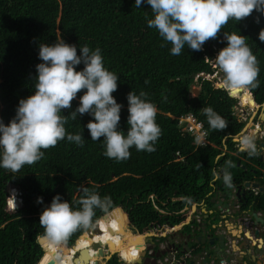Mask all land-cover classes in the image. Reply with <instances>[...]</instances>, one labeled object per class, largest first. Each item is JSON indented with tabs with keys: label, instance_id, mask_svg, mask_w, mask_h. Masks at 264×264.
I'll use <instances>...</instances> for the list:
<instances>
[{
	"label": "trees",
	"instance_id": "trees-1",
	"mask_svg": "<svg viewBox=\"0 0 264 264\" xmlns=\"http://www.w3.org/2000/svg\"><path fill=\"white\" fill-rule=\"evenodd\" d=\"M151 16L150 5L142 3L137 8L134 0H0V118L5 123L15 115L19 99L35 91L39 44L54 42L59 32L66 42L77 44L78 54L79 45L99 47L105 66L118 74V87L112 94L123 105L121 128L127 129V93L133 90L145 92V98L156 104L155 119L161 129L154 151H138L133 146L127 159L117 161L103 154V137L91 140L86 124L92 116L84 113L73 119L69 115L66 132H80L83 144L65 138L42 149L39 160L16 172L0 168V264H79L82 258L89 263L93 249L105 263L97 244L100 239L108 243L109 234L124 232L125 227L143 234L150 225H163L166 219L178 224L185 215L177 212L187 199L202 203L213 185L230 187L223 180L225 167L231 179L241 172L236 163L242 160L229 154L218 156L224 141L233 149L232 137L244 127L233 108L241 99L252 102L250 95L241 92L244 89L219 88L202 75L219 73L210 59L226 45L224 32L240 31L259 66L258 83L248 89L255 102L263 104L264 41L259 40L258 32L264 27V15L253 9L239 21L230 18L201 50L185 45L179 55H172L170 42L147 25ZM82 67L83 63L77 70ZM195 84L200 90L192 96ZM83 91L72 100L71 108L62 109L65 115L75 109ZM206 106L225 119L226 127L209 126L203 112ZM189 116L203 124L210 145L197 147L195 137L178 126L179 118ZM241 154L249 156L244 151ZM82 187L107 195L110 206L97 208L89 225L71 232L60 240L61 245L47 239L44 255L38 242L44 231L39 224L43 207L57 193L79 207L76 201L83 194ZM13 195H20L24 206L9 203ZM37 197H43V202L38 203ZM66 246L70 247L64 249ZM121 263V256L115 255L107 264Z\"/></svg>",
	"mask_w": 264,
	"mask_h": 264
},
{
	"label": "clouds",
	"instance_id": "clouds-1",
	"mask_svg": "<svg viewBox=\"0 0 264 264\" xmlns=\"http://www.w3.org/2000/svg\"><path fill=\"white\" fill-rule=\"evenodd\" d=\"M142 3L151 7L152 16L147 19V25L154 27L164 41L170 42L169 51L172 55H179L185 45L193 50H201L204 42L215 38L230 18L239 21L251 14L253 9L264 15V0H134L137 8ZM256 20L259 22V17ZM245 37L240 31L224 32L226 45L219 49L215 58L205 57L223 74L219 88L245 89L255 87L258 83V61L245 42ZM258 38L264 41V27L258 32ZM77 48V44L66 42L59 32L54 42L39 44L38 56L41 62L35 66V91L19 99L15 115L8 123L0 118V168L16 172L23 165L39 160L44 155L42 149L55 146L65 138L77 145L83 144L82 134L66 132L65 123L69 115L75 119L78 114L84 113L93 117L86 124L91 140L103 137L101 141L105 156L120 161L130 156V148L133 146L138 151L155 150V142L161 134L155 119L156 104L146 99L143 91L138 94L133 90L129 91L127 129L121 128L120 114L123 105L112 94L118 87V74L105 66L99 47L79 45V54ZM210 51L212 54L213 50ZM81 63L83 67L77 70ZM202 77L213 80L214 83L217 79V75L205 74ZM82 89L84 91L79 96L78 105L65 115L62 109L71 108L72 100ZM203 112L211 128L226 127L225 119L211 106L204 107ZM245 134L239 140V147L247 151L248 155H254L257 151L255 137ZM196 139L199 142L200 138ZM225 164L229 165L230 161ZM223 180L225 184L231 183V173L227 167L223 170ZM80 191L83 194L76 201L79 207L62 199L59 193L43 207L39 224L44 231L38 242L40 239H48L61 245L60 240L71 232L89 225L97 208L107 210L111 204L107 195L101 196L88 187H82ZM37 202L42 203L43 197H37ZM9 203L19 208L24 206L20 195H13ZM237 206L239 212L241 209ZM94 228L98 226L88 229ZM148 232L146 230L143 235ZM44 243L39 242L45 255ZM107 245L109 248V244L104 243V247ZM115 255H120L125 264L126 259L118 252L110 253L104 264ZM126 263L135 264V261Z\"/></svg>",
	"mask_w": 264,
	"mask_h": 264
},
{
	"label": "flooded vegetation",
	"instance_id": "flooded-vegetation-1",
	"mask_svg": "<svg viewBox=\"0 0 264 264\" xmlns=\"http://www.w3.org/2000/svg\"><path fill=\"white\" fill-rule=\"evenodd\" d=\"M241 92H247L250 95L251 101L249 102L251 105H254L253 107H251V110H249V105L246 104L245 106L241 105L240 100H238V102L236 103V105L233 108V114L238 118V120L244 124V127L248 125V128L246 130L245 133H247L248 135H253L254 137H257L258 133L260 134V132H258V128L257 127V123L263 127V132H264V119L261 116L264 113V107L260 108L256 106V102H255V97L254 94L247 88L244 89V91ZM248 105V106H247ZM261 105V104H260ZM258 108L257 113L254 117H252L253 112L255 111V109ZM249 124L251 126H249ZM241 130V132L232 137V143H234V145L232 146L233 149L230 148V142L229 144L226 143V141L223 142V145L219 148L220 150V154L218 156V158L223 157L227 154L234 156V157H238L239 160H242L241 162H238L240 165V173L239 175H237V177L232 178L231 179V185L234 184L233 180L236 179V183H245L247 180L250 181L251 184H253L254 182L258 181V179L255 177V175L253 174V170L255 169V164H257L254 160H252L253 155H251V158H249V156L247 157L248 159L246 160V157L244 155H242L241 153L243 152V150L240 149L239 147V140L241 138V136L243 135L242 132L244 130ZM257 129V130H256ZM246 135V134H245ZM262 135V133H261ZM238 136V137H237ZM263 137H264V133H263ZM238 138V139H237ZM211 143L209 142V145ZM247 153V151H244ZM243 176H245V179H243ZM238 184V183H237ZM230 185V186H231ZM222 186V185H221ZM221 186H216L213 185V189L212 191L209 193L208 196H206V199L204 200L206 203V206H208V204L212 203V199L216 198L215 203L212 205L214 206L215 204L219 206V208H224V210H227L230 208V202L228 201V199L230 198V195L227 194V196L222 197L223 194H225V191H228L226 189H228L226 186L225 187H221ZM216 188V190H215ZM218 190V191H217ZM249 190V189H247ZM257 192V193H256ZM217 193L219 194L217 197H215L217 195ZM230 193V191H229ZM249 193H252L251 196L246 197L245 201L239 205L240 209L242 211H245V213L242 215L245 218H241L242 221L244 222V226L241 230V232L238 235H233L237 238L232 237L230 240V244H232V240H238L237 245L240 246V244L244 241H247L246 243L250 245V248H257V245L253 246L252 245V239H247L246 234L247 231L249 233H252V237L256 238V239H260V238H264V236H260V237H255V231L258 229L261 235H264V223H262L263 225L259 224L258 226H253V222H254V218H252L253 214H259V215H263L264 213V204L261 205L259 202H257L262 194V192L258 189V188H252V186H250V191ZM234 197V196H233ZM175 201H181V198H173ZM173 200V201H174ZM190 201V202H189ZM248 203L246 204L245 202ZM204 203V204H205ZM201 203H193L191 202L190 199H187L185 205H183L182 209L179 210L180 214H184L185 215V219L182 221H180V223L176 224V225H185V227L183 229H181V233L180 232H176L175 229H173L172 233H169V227L166 226L165 224L161 225V226H157L155 227V225H150V227L147 229L149 230V232H153L154 235H156V239L158 240V243L162 244L165 243L166 241V237H163V233H167V239L171 242V243H175L176 245L180 246V248H177V246L174 245H166L165 247H162L163 251L166 252H174L177 250H186V248H198V250H200V252L204 251V248L206 250L207 253H212V251H210V248L206 245H203V237H200V234H198L197 236H195L194 238H192V236H190L191 234V227L194 226L196 227L197 225H202V221H198L196 220L197 218L195 217L197 210L199 209ZM243 205V206H242ZM186 209V210H185ZM216 209V208H214ZM185 210V212H184ZM162 211V210H160ZM186 213V214H185ZM188 213V214H187ZM236 213V212H235ZM190 214V216H189ZM264 217V216H262ZM194 221V222H193ZM246 221H248V224H246ZM187 222H189V226L187 224ZM173 227L174 224H173ZM128 227H125V233L122 232V229L118 230L117 232H113L110 235V241L108 242L109 244V253L107 254L105 252L104 249V239H100L99 242L97 244L101 245V250L103 252V254H105V259L110 255V253H115L118 252L119 254H121L124 258V260L126 259V261L128 263H131L133 261H135L137 259V255H138V251L140 250V248L142 249L144 247V243L145 241H149V237L147 234H142V235H138V233L134 234V237H130L129 234L126 232ZM148 232V233H149ZM241 236V238H239ZM242 239V240H241ZM173 240V241H172ZM258 243V242H256ZM147 246L150 245V243L148 242L146 244ZM99 245H97L96 248H98ZM93 248H95V246H93ZM205 252V251H204ZM245 252V250H244ZM92 253V263H102L104 264L103 260L104 258L101 256H98L97 253L95 252V250L93 249ZM255 254L254 252L252 253V255ZM256 255V254H255ZM248 254H243L242 255V259L240 258V261L238 260L239 263L243 264L244 262L246 264H254L252 262V259H250L248 257ZM111 260V258H109L107 260V263ZM221 260V259H220ZM225 259H223V264H228L224 261ZM247 260V261H246ZM252 262H251V261ZM255 261H257V259H255ZM82 262L83 264H90L91 262L87 263L85 258H82ZM81 263V262H80ZM123 264V263H122Z\"/></svg>",
	"mask_w": 264,
	"mask_h": 264
},
{
	"label": "water",
	"instance_id": "water-1",
	"mask_svg": "<svg viewBox=\"0 0 264 264\" xmlns=\"http://www.w3.org/2000/svg\"><path fill=\"white\" fill-rule=\"evenodd\" d=\"M195 90L196 89H193L192 91H195ZM196 93L198 95L199 91H196ZM256 106L262 108L264 107V103L262 105L256 104ZM263 116H264V113H263ZM247 128L248 127L246 126L244 127V130L242 132L243 135L245 134ZM257 128L259 129L258 132H260V134L258 133L257 137H255V144L257 147V151L252 157V160H254L257 164H255L256 165L255 169L252 172L255 175V177L258 179V181L251 184L250 181L247 180L245 183L237 182L238 184H235L236 182V179H235L233 180L234 184L232 185L230 184L231 186L228 189H226L228 191H225V194L222 195V197H225L227 196V194H229L230 198L234 196L241 204L245 201L246 197L251 196L252 193H249L250 186H252V188H258L262 193H264V137L261 135V133H263V127L258 126ZM249 158H251L250 155H249ZM247 159L248 158H246V160ZM239 165L240 164L238 163V166ZM243 179H245V176H243ZM218 195L219 194L217 193L215 197H217ZM212 203L214 204L215 200L214 201L212 200ZM245 203L247 204L248 201ZM214 206L215 208L219 210V212L224 211V208L222 207L219 208L218 204L217 205L215 204ZM239 212H240V215L237 214L236 218H239V217L245 218L244 216H242L245 213V211L240 210ZM262 216H264V213L263 215H259L258 213L257 214L255 213L252 215V218H254L253 226H258L259 224L263 225L262 223H264V217ZM187 224L189 226V222H187ZM165 225L169 227V233H172L173 229H175L176 232L181 233V229L185 227L184 224L181 226L174 224L175 227H173V224L167 219L165 221ZM157 226H161V225H155V227ZM205 226H207V223L205 224ZM201 227L202 225H197L196 227L192 226L191 231H190L191 232L190 236L194 238L195 236L200 234V237H203L204 239L202 243L203 245H206L208 247L209 246L216 247V248H213L212 253L210 254L207 253L205 248H204L205 252L204 251L200 252L198 248L192 249L189 247L186 248V250L178 251V253H177V250L174 252H166L162 250L163 249L162 247H165L166 245L169 246L171 243L167 239L168 234L163 233V237L164 238L166 237V241L165 243L160 244L158 243V240L156 239V235H154L153 232H149L147 233L149 237V241H145L144 247L141 250H139V256L135 260V264H223V259H225L224 261L228 264H237L239 259L236 258L235 256L233 257L232 255H230V245H231L230 240L232 237L234 238H237V237L232 236L231 234H227L226 231H223L221 236L216 235V234H213V235L206 234L204 236V233L203 232L201 233L202 231ZM90 230L91 229H88L87 231H90ZM260 236H264V235H261L259 230L257 229L255 231V237L258 238ZM241 237L243 236L240 235L239 238ZM46 240L47 239H40L39 242L40 244H43ZM148 242L150 243V245L147 246L146 244ZM242 243L240 244V251L244 252L245 250V254H248L250 245L247 244L246 241L244 242L243 245ZM171 245H174V246H177V248H180V246L176 245L175 243H171ZM256 249L258 248L253 247L251 253L254 252L255 254H258V252L255 251ZM260 251L263 252L264 250H260ZM248 255H250V253ZM126 262L125 264H127ZM51 264L53 263L51 262Z\"/></svg>",
	"mask_w": 264,
	"mask_h": 264
},
{
	"label": "crops",
	"instance_id": "crops-1",
	"mask_svg": "<svg viewBox=\"0 0 264 264\" xmlns=\"http://www.w3.org/2000/svg\"><path fill=\"white\" fill-rule=\"evenodd\" d=\"M251 106L253 107L254 105H251ZM257 110H258V108L255 109L252 117H254L256 115ZM261 116L263 117V114ZM263 119H264V117H263ZM259 125H260V123L259 124L257 123V127ZM263 133H262V136H263ZM212 200L214 201L216 199L213 198ZM228 201L230 202V205H229L230 208L227 210H224L222 212H219V210L217 208L214 209L215 206H213L212 203L208 204V206H206L205 201H203L200 204L199 209L197 210L195 217L197 218L196 220L202 221L201 233L203 232L204 236L206 234H211V235L216 234V235L221 236L223 231H226L227 234H233V235L239 236V233L241 232V230L243 228V221H242L241 217L236 218V216H237V214L240 215V212H238V210H237L238 209L237 205H241V203L235 197L229 198ZM257 202H259L261 205L264 204V193L261 194V196ZM185 210H184V212H185ZM234 212H236L237 214ZM189 216H190V214H189ZM206 223H207V226H205ZM245 234H246L247 239H252V245L253 246L257 245V248H258L255 250L258 252V254H256V255L255 254L252 255V253H251L253 248H250L248 250V254L250 253V255L248 257L250 259H252V261H254V262H252L251 260L250 261L254 264H264V251L263 252L260 251V250H264L263 249L264 248V238L256 239V238L252 237L251 236L252 233H249L248 231ZM242 241H243V243H242V245H243L245 241L244 240H242ZM256 242H258V243H256ZM237 243H238V240H232V244L230 245V255H232L233 257L235 256L236 258H238L240 260V258L242 259V255L245 254V252L240 251V246H238ZM213 248H216V247L211 246L210 251H212ZM255 259H257V261H255ZM237 264H241V263L237 262ZM243 264H246V263L244 262Z\"/></svg>",
	"mask_w": 264,
	"mask_h": 264
},
{
	"label": "built area",
	"instance_id": "built-area-1",
	"mask_svg": "<svg viewBox=\"0 0 264 264\" xmlns=\"http://www.w3.org/2000/svg\"><path fill=\"white\" fill-rule=\"evenodd\" d=\"M178 126L179 127H184L185 131L195 137V141L198 146H207L209 145L208 141V133L203 127V124L196 121L195 118L192 116L186 117V118H179L178 120ZM197 137H199V142H197ZM257 193V192H256ZM246 224H248V221H246ZM105 252L108 254L109 253V248L108 245L104 247ZM90 264H96V263H90Z\"/></svg>",
	"mask_w": 264,
	"mask_h": 264
},
{
	"label": "rangeland",
	"instance_id": "rangeland-1",
	"mask_svg": "<svg viewBox=\"0 0 264 264\" xmlns=\"http://www.w3.org/2000/svg\"><path fill=\"white\" fill-rule=\"evenodd\" d=\"M222 77H223V74L219 71V73L217 74V79L215 80V83H214V85H216V86H218L219 87V85H220V82H221V80H222ZM193 89H196L195 91H192V96H196L197 95V93H196V91H199L200 90V86L199 85H197V84H195L194 86H193ZM240 102H243V101H240ZM246 103H249V102H246ZM250 104V103H249ZM248 106V105H247ZM249 110H251V105H249ZM248 127V126H247ZM238 137V136H237ZM238 139V138H237ZM238 158V157H237ZM236 166L237 167H239L238 166V162L236 163ZM239 168H241V167H239ZM112 253V252H111ZM79 264H83V262H81V263H79Z\"/></svg>",
	"mask_w": 264,
	"mask_h": 264
},
{
	"label": "bare ground",
	"instance_id": "bare-ground-1",
	"mask_svg": "<svg viewBox=\"0 0 264 264\" xmlns=\"http://www.w3.org/2000/svg\"><path fill=\"white\" fill-rule=\"evenodd\" d=\"M219 87H221L220 85H219ZM240 101H243L242 99L240 100ZM246 104H248L249 105V103H246V102H241V105L242 106H245ZM251 105V104H250ZM255 105V104H254ZM249 126H251L250 124H249ZM123 231V230H122ZM126 232L129 234V236L130 237H134V234H136V231L135 230H129V228H127V230H126ZM123 233H125V229H124V232Z\"/></svg>",
	"mask_w": 264,
	"mask_h": 264
},
{
	"label": "snow or ice",
	"instance_id": "snow-or-ice-1",
	"mask_svg": "<svg viewBox=\"0 0 264 264\" xmlns=\"http://www.w3.org/2000/svg\"><path fill=\"white\" fill-rule=\"evenodd\" d=\"M233 91H234V92H238V91H239V89H234Z\"/></svg>",
	"mask_w": 264,
	"mask_h": 264
}]
</instances>
